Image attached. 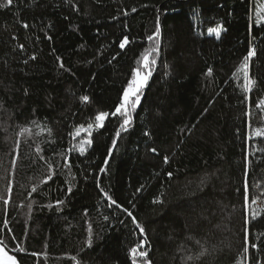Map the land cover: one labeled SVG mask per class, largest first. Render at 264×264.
<instances>
[{
	"label": "trees",
	"instance_id": "trees-1",
	"mask_svg": "<svg viewBox=\"0 0 264 264\" xmlns=\"http://www.w3.org/2000/svg\"><path fill=\"white\" fill-rule=\"evenodd\" d=\"M153 48L127 130L110 116L81 154ZM262 99L264 0H0V244L18 264H132L141 242L136 264H264Z\"/></svg>",
	"mask_w": 264,
	"mask_h": 264
},
{
	"label": "snow or ice",
	"instance_id": "snow-or-ice-1",
	"mask_svg": "<svg viewBox=\"0 0 264 264\" xmlns=\"http://www.w3.org/2000/svg\"><path fill=\"white\" fill-rule=\"evenodd\" d=\"M8 3L10 4L11 0H8ZM133 11H135V9H133ZM25 27H27V25H25ZM213 32H215L217 38H219L220 28L209 29V34H212ZM158 34H159V27H157V32H156L157 36ZM148 39L152 40L153 37L150 36L148 37ZM127 43H128V40L127 38H125L124 41L120 44V47L123 48L125 44ZM154 52H158V49L157 48L149 49L143 54L142 67L145 71H142L141 68L139 67L134 70L132 79L130 80L129 84L127 85V87L125 88L123 92L121 102L119 103L118 106H116L113 112L111 113L100 112L95 115L94 123H89L86 129L84 128V126H81L80 128L76 129L74 133V138L77 136H80L82 131L87 133V137L82 141L81 145L78 148L81 154H83L86 150L84 145L91 146L92 144V139H91L92 131L94 129L98 130V129L103 128L105 126V121L110 116L118 117V118L122 117L123 122L120 124V129L124 131L127 130V127L131 124V113L132 111L136 109L137 105H139L141 95H142V90L147 84L148 79L152 74L150 66L155 65L156 63V60L154 58H151ZM255 55H256L255 49H251L248 52V55L245 57L244 63L242 64L241 68L238 69V71H243L244 79L247 81V83L244 86L245 91H250L253 84L255 83V81L249 78V61ZM61 67H63V65H61ZM208 75H211V69L208 70ZM88 99L89 98L87 96L81 97L82 101H88ZM258 106L264 107V99L258 102ZM25 131H27V129H25ZM49 131L51 130L49 129ZM256 135L257 136L261 135L260 129L256 130ZM116 136L117 137L120 136V131L116 132ZM115 144H116V141L113 140V147L115 146ZM151 151L156 152V149L153 148L151 149ZM164 159H165V162H167L168 158L165 157ZM101 171L103 172L104 169L102 168ZM48 179H51V177L49 176ZM32 191H36V189L33 188ZM107 198L112 201L113 205H117V207H119L117 202L113 200L110 196H108ZM5 203H7V201H5ZM125 211H127V209H125ZM128 215L132 216V213L128 212ZM133 222L136 223L135 217H133ZM137 227L140 229L141 233L144 232V229L139 225V223H137ZM89 244H91V241H89ZM252 247H256V245L253 244ZM142 248H143V242L138 244L136 247L131 248L130 254L132 257V264H136V258L138 256L144 257V258L147 257V252L142 251L141 250ZM21 251H23V249H21ZM247 251L248 249L245 248V252ZM203 255H205V251H201L199 254V256H203ZM199 256L197 258H199ZM189 259H192V257H189ZM0 264H18V261L14 255H10L7 251H5L3 247H0ZM146 264H151V262L146 261Z\"/></svg>",
	"mask_w": 264,
	"mask_h": 264
},
{
	"label": "rangeland",
	"instance_id": "rangeland-1",
	"mask_svg": "<svg viewBox=\"0 0 264 264\" xmlns=\"http://www.w3.org/2000/svg\"><path fill=\"white\" fill-rule=\"evenodd\" d=\"M141 70L142 71H145L144 69H143V67H141ZM146 86V85H145ZM144 89V88H143ZM138 106V105H137ZM86 133V132H85ZM86 135H87V133H86ZM262 205H263V201L260 199V200H258L257 201V203H256V206H255V209H260L261 207H262ZM0 247H3L4 249H5V251H7L6 250V248L2 245V244H0ZM8 252V251H7ZM9 253V252H8ZM10 254V253H9ZM11 255V254H10Z\"/></svg>",
	"mask_w": 264,
	"mask_h": 264
}]
</instances>
